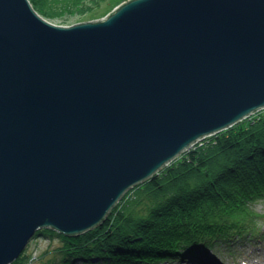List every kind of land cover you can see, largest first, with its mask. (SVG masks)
I'll return each mask as SVG.
<instances>
[{"label":"water","instance_id":"95a60500","mask_svg":"<svg viewBox=\"0 0 264 264\" xmlns=\"http://www.w3.org/2000/svg\"><path fill=\"white\" fill-rule=\"evenodd\" d=\"M264 110V0H128L63 27L0 0V264L77 238Z\"/></svg>","mask_w":264,"mask_h":264},{"label":"trees","instance_id":"16d2710c","mask_svg":"<svg viewBox=\"0 0 264 264\" xmlns=\"http://www.w3.org/2000/svg\"><path fill=\"white\" fill-rule=\"evenodd\" d=\"M46 20L86 15L112 0H29ZM233 128L182 155L129 192L106 222L64 246L50 264H161L187 261L193 248L255 241L264 224L251 206L264 200V119ZM47 231L45 236L56 234ZM59 236V235H58ZM23 254L14 264L21 263Z\"/></svg>","mask_w":264,"mask_h":264},{"label":"rangeland","instance_id":"374dc122","mask_svg":"<svg viewBox=\"0 0 264 264\" xmlns=\"http://www.w3.org/2000/svg\"><path fill=\"white\" fill-rule=\"evenodd\" d=\"M126 1H128V0H112V2H114V8H113V6L103 5L102 8L94 9L92 12H87L86 15H77L78 13L77 14H70V15H66L62 19L60 18V19H54V20H50V21L48 20V21L51 22L52 24H55L58 26L72 27V26H75L78 24L100 20V19L106 17L108 14L112 13L117 7H119L120 5L125 3ZM261 119H264V110L260 111L259 113L251 116L250 118L244 120L243 122L239 123L238 125L230 128L224 132H227L233 128H238V127H242V126L245 127L246 130H248L247 128H250V124L253 126V125H255L254 123L256 121H259ZM224 132H222V133H224ZM214 137L215 136L206 138L205 140H203L199 144H197L193 149L196 150L197 147L204 148L205 145L208 143V141ZM205 142H207V143L205 144ZM180 158L177 159L175 162L179 161ZM175 162H173V163H175ZM251 211L259 214L260 216H259V218H257L258 223L264 224V200H260V201L256 202L255 205L251 206ZM44 231H47V232H50V233H53L56 235L45 236L42 234L39 235V233L41 231L38 232V234L30 241L29 245L25 249L23 254H26V255L24 257V260L21 263H23V264H50L49 261L53 259V257H54L53 254L55 252L59 251V249H61L64 246L63 239L60 238V236L61 237H64V236H62V235H60V234H58L52 230H44ZM50 233H48V234H50ZM88 233H90V232H88ZM64 238H68V237H64ZM233 243H235L238 250L241 249V246H243V245H246V246L249 245V244H244V243H250L251 246L249 245V247H251V249L252 248L253 249L254 248L255 249L261 248L264 250V242L261 245H260L261 242L255 241V242H253L255 244H251V242H248L246 240L241 241V243H239L237 241H234ZM238 244H241V245H238ZM192 250L194 253L193 257H195L196 255H197L196 257H198V256L200 257L201 254H204V255L209 256V257L211 256V257H215V258H221V259L225 260L226 262L230 259L237 258V257L232 256L234 249H230V247H227L225 245H216L213 247L211 246V248H205L201 245L200 246L198 245V247H194ZM198 252L200 255H198ZM196 257H195V259H196ZM192 259H187V261H174L173 263L165 262V263H161V264H196L198 262V261L195 262L194 261L195 259L194 260H192ZM59 260L60 261L57 260V264H60L62 262L61 257L59 258ZM96 263L94 262V264H96ZM228 263L231 264L230 261ZM74 264H84V263H82L81 260L76 259Z\"/></svg>","mask_w":264,"mask_h":264},{"label":"bare ground","instance_id":"6f19581e","mask_svg":"<svg viewBox=\"0 0 264 264\" xmlns=\"http://www.w3.org/2000/svg\"><path fill=\"white\" fill-rule=\"evenodd\" d=\"M248 242H251V244H255L253 242H261L260 245L264 242V235H260V231L257 233V237L255 239V241H250V240H246ZM234 241H231L230 243H227L226 246L230 247V249H234V252L232 254L233 257H237V258H233L228 260L227 262L221 258H215V257H209L206 256L204 254H199L200 257H193L192 256V260H194L195 262L198 261L196 264H229L228 262L230 261V263L232 264H264V250L259 248V249H251V247H249L250 243H244V244H249L248 246L243 245L241 246V249H237V246L235 245V243H233ZM239 242V241H238ZM241 243V240L240 242ZM241 245V244H238ZM251 246V245H250ZM251 249V250H250ZM242 251V252H241ZM244 251V252H243ZM237 253V254H236ZM242 256V257H241Z\"/></svg>","mask_w":264,"mask_h":264}]
</instances>
